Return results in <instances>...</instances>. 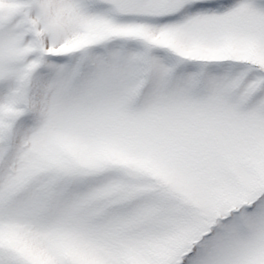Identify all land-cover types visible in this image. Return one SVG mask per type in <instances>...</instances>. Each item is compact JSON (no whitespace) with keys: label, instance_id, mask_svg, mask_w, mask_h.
I'll return each instance as SVG.
<instances>
[{"label":"snow or ice","instance_id":"1","mask_svg":"<svg viewBox=\"0 0 264 264\" xmlns=\"http://www.w3.org/2000/svg\"><path fill=\"white\" fill-rule=\"evenodd\" d=\"M0 264H264V0H0Z\"/></svg>","mask_w":264,"mask_h":264}]
</instances>
